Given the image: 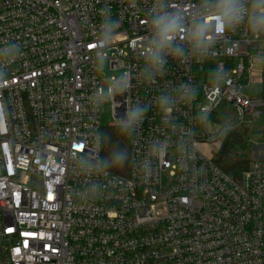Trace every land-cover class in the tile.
<instances>
[{"label": "built area", "instance_id": "2783aa9c", "mask_svg": "<svg viewBox=\"0 0 264 264\" xmlns=\"http://www.w3.org/2000/svg\"><path fill=\"white\" fill-rule=\"evenodd\" d=\"M152 3L0 0V45L22 49L0 84V264H264V135L250 137L259 156L235 179L215 163L218 148L204 150L217 139L202 127L224 102L235 108V127L260 118L264 37L226 33L205 59L169 58L167 74L147 84L139 72ZM170 4L190 13L197 0ZM105 9L119 21L109 68L131 78L115 114L129 102L152 108L129 143L128 174L100 178L92 196L95 178L81 175L76 161L90 147L85 138L104 126L89 98L103 91L95 51ZM217 68L225 78L214 86ZM184 81L198 94L165 122L155 100ZM154 137L172 146L143 179L131 165ZM177 143L186 146L183 156Z\"/></svg>", "mask_w": 264, "mask_h": 264}, {"label": "clouds", "instance_id": "9594fccd", "mask_svg": "<svg viewBox=\"0 0 264 264\" xmlns=\"http://www.w3.org/2000/svg\"><path fill=\"white\" fill-rule=\"evenodd\" d=\"M102 14L104 19L98 31V47L95 51V64L98 68L105 67L109 60L107 52L117 35L119 24L108 10H103ZM146 23L148 34L143 40V66L139 76L145 83L152 84L167 74L169 58L184 62L203 60L210 54L219 37L226 33L243 28L250 37H264V0H197V7L190 13H186L183 8L172 7L170 0H153ZM21 54L22 49L15 42L0 45V84L7 81L11 64ZM224 78L219 68L210 73L214 86H219ZM130 88L131 78L122 70L108 81L103 91H96L89 98V104L97 110L107 106L114 114L112 128L135 144L152 104L129 102L123 115L117 116L115 109L120 107L117 98L125 96ZM198 91V87L188 81L162 90L155 105L165 122H170L173 111L184 101L195 97ZM227 131L226 127L225 134ZM84 142L90 147L77 154L76 163L81 175L95 178L87 186V191L95 196L103 187L100 178L130 165V153L128 148L116 144L104 154L105 148L112 145V135L98 128L90 132ZM171 146L167 137H154L147 142L144 157L131 166L143 179H149ZM176 148L183 156L186 146L177 143Z\"/></svg>", "mask_w": 264, "mask_h": 264}, {"label": "trees", "instance_id": "16d2710c", "mask_svg": "<svg viewBox=\"0 0 264 264\" xmlns=\"http://www.w3.org/2000/svg\"><path fill=\"white\" fill-rule=\"evenodd\" d=\"M227 129V134H225V130L222 133L221 144L214 155V161L227 174L235 179H240L252 161L250 137L257 133L264 135V108L260 118L248 126ZM102 131L112 135V145L105 148L104 154L116 144L129 149L130 140L120 136L112 126L105 125L102 127ZM128 171L129 165L119 170H113V172L121 174H128Z\"/></svg>", "mask_w": 264, "mask_h": 264}, {"label": "rangeland", "instance_id": "374dc122", "mask_svg": "<svg viewBox=\"0 0 264 264\" xmlns=\"http://www.w3.org/2000/svg\"><path fill=\"white\" fill-rule=\"evenodd\" d=\"M120 72L118 70H111L109 68L108 62L105 67L100 68V76H101V83L102 88L104 89V86L108 83L110 79H114L115 75ZM100 120L101 123L105 125H109L113 121L112 113L110 110L105 106V108L100 109ZM239 121L237 118V114L235 111V108L232 104L224 102L222 103L216 110V112L212 113L206 120H203L202 127L204 131H207L209 136L212 138L217 139L216 142H212L209 145L204 146V150L208 153L211 152V150H216L221 144V139H219V133L227 128H238L235 127V125H238ZM246 126V125H243ZM254 137H256L257 141L261 138L260 134H254ZM251 159H255L259 156V152L261 150V146L258 145V143H251Z\"/></svg>", "mask_w": 264, "mask_h": 264}]
</instances>
